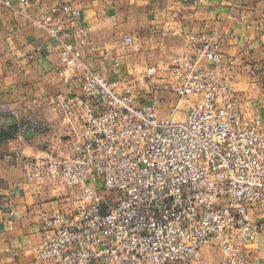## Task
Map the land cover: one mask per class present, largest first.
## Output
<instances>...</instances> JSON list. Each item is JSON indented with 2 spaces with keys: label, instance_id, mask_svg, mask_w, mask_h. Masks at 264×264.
<instances>
[{
  "label": "built area",
  "instance_id": "2783aa9c",
  "mask_svg": "<svg viewBox=\"0 0 264 264\" xmlns=\"http://www.w3.org/2000/svg\"><path fill=\"white\" fill-rule=\"evenodd\" d=\"M82 16L59 3L33 20L56 41L65 85L37 104L61 121L68 151L25 156L27 177L81 194L69 211L41 214L46 234L31 264H208L207 248L218 264H262L253 246L264 231V131L226 73L234 62L220 31L189 34L171 56L162 88L177 101L162 114L137 103L138 81L155 71L127 73L110 50L101 69L88 62L76 42L88 31L67 27ZM132 43L125 36L121 47Z\"/></svg>",
  "mask_w": 264,
  "mask_h": 264
},
{
  "label": "crops",
  "instance_id": "0c3cea01",
  "mask_svg": "<svg viewBox=\"0 0 264 264\" xmlns=\"http://www.w3.org/2000/svg\"><path fill=\"white\" fill-rule=\"evenodd\" d=\"M28 1L27 7L20 0H12L11 6L0 1V109L22 111L25 123L23 131L17 126L9 137L0 139V264L35 262L37 246L46 234L41 214L68 211L59 191L62 187L30 182L23 161L25 156L68 151L61 121L37 104L65 87L56 73L61 67L56 41L33 25L54 5L68 3L81 9L82 19L66 25L76 33L79 28L88 31L86 41L78 37L76 42L95 68H102V51L110 50L121 55L127 73L143 77L155 71L150 80L138 81L137 87L148 93L137 103L165 109L177 101L175 93L162 88L171 56L186 50L189 34L220 31L222 53L234 62L226 73L247 116L264 131V0ZM125 36H131L133 43L124 50ZM27 105L36 107L29 122L23 117L29 116ZM13 119L10 112L0 111V135L15 128ZM253 247L264 264V231ZM211 249L203 251L202 261L218 264L220 254ZM213 253L218 260L211 258Z\"/></svg>",
  "mask_w": 264,
  "mask_h": 264
},
{
  "label": "rangeland",
  "instance_id": "374dc122",
  "mask_svg": "<svg viewBox=\"0 0 264 264\" xmlns=\"http://www.w3.org/2000/svg\"><path fill=\"white\" fill-rule=\"evenodd\" d=\"M137 93L139 94V96H141V95H145V94H147L148 93V91H147V89H137ZM190 105H192V103H185L184 105H183V107L185 108V109H188L189 107H190ZM174 106V105H173ZM27 108L26 109H28V112L29 113H27L29 116H27L26 117V115H24L23 117H24V120L26 121V122H29L30 120V117H31V113L33 112V110L34 109H36V107L34 106V105H27L26 106ZM171 108H173L172 106L170 107H168V108H166L165 109V107H158V109H159V112L160 113H169L170 112V109ZM0 111H2V112H10L13 116H14V119H13V124H14V126H15V130L17 129V126L19 127V126H23V124H25L23 121H22V119H21V113H22V111H20V110H14V109H10V108H3V109H0ZM183 116H184V112H181V113H178L177 114V117L178 118H183ZM62 187V186H61ZM59 191H61L60 193H61V198H64L65 199V203H67L68 204V211L74 206V204H75V201H76V199L80 196V194H81V191H80V188H74V189H66V188H64V187H62ZM104 195H105V193H104ZM211 250H213V251H215L214 249H211ZM211 258L212 259H215V260H218L219 259V256H217L215 253H213V255H211Z\"/></svg>",
  "mask_w": 264,
  "mask_h": 264
},
{
  "label": "water",
  "instance_id": "95a60500",
  "mask_svg": "<svg viewBox=\"0 0 264 264\" xmlns=\"http://www.w3.org/2000/svg\"><path fill=\"white\" fill-rule=\"evenodd\" d=\"M15 131V129H11V130H6L3 133H1L0 135V139L1 140H5L7 137H9L13 132Z\"/></svg>",
  "mask_w": 264,
  "mask_h": 264
}]
</instances>
